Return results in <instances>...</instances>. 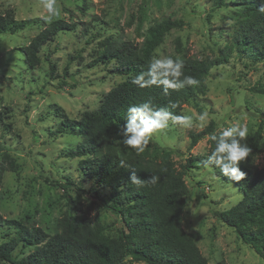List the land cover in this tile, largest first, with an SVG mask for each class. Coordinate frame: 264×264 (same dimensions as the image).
I'll return each instance as SVG.
<instances>
[{"label": "rangeland", "instance_id": "obj_1", "mask_svg": "<svg viewBox=\"0 0 264 264\" xmlns=\"http://www.w3.org/2000/svg\"><path fill=\"white\" fill-rule=\"evenodd\" d=\"M57 7L60 15L48 21L39 0H0V14L10 11L16 21H33L21 32L0 35V220L35 226L51 234L65 211L74 219L98 214L105 232L115 236L121 229L118 219L93 195L91 183L80 176L78 160L64 157L79 137L52 136L60 122L56 109L72 120L94 112L104 94L124 78L113 72L114 61L90 63L113 41L140 44L147 30L164 19L178 22V26L169 30L154 55L158 51L178 57L180 49L200 59L218 57L230 41L241 7L228 3L217 8L215 0H57ZM56 20L74 24L75 29L59 33L42 48L39 66L28 68L19 49ZM263 73V63H252L232 50L227 64L210 70L205 94L182 107L181 115L193 116L192 127L169 122V128L154 136L148 146L171 149L179 169L188 158L207 153L208 136L189 149V134L210 124L218 132L220 125L239 122L247 127V138L251 137L264 120L260 116L264 93L258 90L264 86ZM204 111L209 119L201 124L196 117ZM4 155L8 159L4 160ZM256 164L264 166V122ZM184 182L188 195L182 227L207 263L264 264L215 215L238 202H233L234 196L241 195L238 188L198 162L196 168L188 169ZM105 193L100 191L101 196ZM70 201L76 206L74 210L67 206ZM14 232L13 225L0 226V244ZM20 256L19 247L13 257ZM126 264L145 263L128 259Z\"/></svg>", "mask_w": 264, "mask_h": 264}, {"label": "trees", "instance_id": "obj_2", "mask_svg": "<svg viewBox=\"0 0 264 264\" xmlns=\"http://www.w3.org/2000/svg\"><path fill=\"white\" fill-rule=\"evenodd\" d=\"M228 3L238 4L241 9L236 13V25L230 41L218 57L200 59L178 50L185 75L198 79V86L169 90L165 95L161 88L141 89L131 83L133 76L147 70L148 61L169 30L178 26V22L164 19L147 30V36L140 44L113 41L90 63V66H95L114 61L113 72L124 78L123 82L104 94L94 112L84 113L80 119L72 120L61 109H56L60 122L52 136L70 134L79 137L75 147L68 150L64 157L78 160L80 176L91 183L93 195L101 198L107 210L118 219L121 229L117 235L105 232L98 214L74 219L65 211L51 234L35 226L0 220V226H15V234L0 244V264H126L128 259L145 264H208L192 236L184 231L182 216L188 195L184 177L189 168H196L197 162L203 166L207 161L214 148L209 139L214 133L213 125L199 133L189 134V149L208 136V151L201 157L188 158L179 169L172 160L171 149L154 144L137 154L120 142L117 129L123 124L129 106L146 101H151L157 109L181 115L184 105L205 94L210 70L227 64L232 50L252 63L264 65V13L259 11L260 0H215L217 8ZM32 23L31 20L16 21L12 12L7 11L0 14V35L16 34ZM74 29V24L63 20L44 26L26 46L19 49L24 64L30 69L38 67L42 48L59 33ZM258 90L263 94L264 86ZM260 116L264 119V111L260 112ZM263 122L259 123L251 137L246 138L245 142L252 152L240 165L241 171L246 174L243 181L236 182L222 176L214 165L208 168L220 180L237 187L242 195V199L229 209L216 212V217L232 228L240 241L264 260V166L258 168L256 164ZM6 159L8 156L4 155ZM10 169L15 171L16 168L11 166ZM133 169L142 180L151 175L159 176L160 180L155 186L132 185L128 180ZM100 191L107 193L101 196ZM67 206L70 210L76 208L71 201ZM19 247L21 256L14 258L13 253ZM25 249L29 251L25 253Z\"/></svg>", "mask_w": 264, "mask_h": 264}, {"label": "clouds", "instance_id": "obj_3", "mask_svg": "<svg viewBox=\"0 0 264 264\" xmlns=\"http://www.w3.org/2000/svg\"><path fill=\"white\" fill-rule=\"evenodd\" d=\"M40 6L47 15L45 20L51 21L60 15L57 0H39ZM259 11L264 13V0H260ZM131 83L141 89L155 86L161 88L167 95L169 90H180L185 86H198L200 81L191 75H185L184 64L180 58H172L166 55H156L148 61L147 70L132 77ZM175 107V106H173ZM201 124L209 119V113L204 111L196 117ZM178 124L184 128L193 125L192 115H173L172 112L153 107L151 101L131 105L127 108L123 124L117 129L120 142L128 149L135 150L137 154L143 153L154 136L163 133L170 124ZM247 127L239 122H228V126H219V131L210 134L209 139L214 143V148L204 167L215 166L219 168L222 176L230 180L240 182L245 179V173L241 171L240 165L252 152L245 142L247 138ZM160 180L159 176L151 175L142 180L133 169L129 182L137 187L155 186ZM242 199L241 195L233 197V202Z\"/></svg>", "mask_w": 264, "mask_h": 264}]
</instances>
